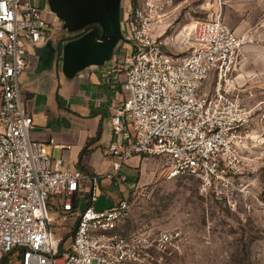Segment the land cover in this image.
I'll return each instance as SVG.
<instances>
[{"label":"built area","instance_id":"1","mask_svg":"<svg viewBox=\"0 0 264 264\" xmlns=\"http://www.w3.org/2000/svg\"><path fill=\"white\" fill-rule=\"evenodd\" d=\"M146 5L157 10L153 2ZM142 6L129 22L135 49L126 99L112 117V171L91 176L64 167L46 144L31 139L33 118L20 78L28 48L41 40L47 22L33 0H0V264H168L181 255L188 241L182 229L124 232L130 196L108 209L94 207L102 180L136 193L142 181L122 172L136 156L160 160L152 181L196 176L205 188L220 181L229 186L228 172L236 170L252 120L233 84L239 51L251 35L237 34L219 18L204 20L196 25L192 51L176 56ZM259 86L264 93V75ZM86 192L89 204L80 211L73 200ZM50 210L58 215L56 227L76 218L68 241L54 238Z\"/></svg>","mask_w":264,"mask_h":264},{"label":"rangeland","instance_id":"2","mask_svg":"<svg viewBox=\"0 0 264 264\" xmlns=\"http://www.w3.org/2000/svg\"><path fill=\"white\" fill-rule=\"evenodd\" d=\"M131 2L132 10L142 4L144 16H153L154 32L169 37L168 50L176 56L192 51L196 25L204 20L219 18L237 34L247 32L252 41L240 49L239 61L246 71L255 69L261 73L255 77L257 84L242 92L252 120L236 170L228 172L229 186L220 181L205 188L196 176L172 180L160 177L152 181L151 172L160 170V160L144 161L139 157L144 165L136 193L130 194L125 186L115 189L111 182L103 180L102 185L108 182L110 185L99 189L96 209H107L121 196H130L131 215L124 222V232L153 234L167 229L184 230L187 245L181 255L169 257L168 264H264V93L259 86L264 75V0ZM147 2H153L157 10L150 11ZM131 164L132 159L127 165ZM73 201L80 211L89 204L85 196ZM50 214L55 219L54 238L68 241L72 233L69 229L76 218L70 217L65 226L56 227L58 215L52 210Z\"/></svg>","mask_w":264,"mask_h":264},{"label":"crops","instance_id":"3","mask_svg":"<svg viewBox=\"0 0 264 264\" xmlns=\"http://www.w3.org/2000/svg\"><path fill=\"white\" fill-rule=\"evenodd\" d=\"M33 1L42 9L47 27L41 40L28 48L20 78L21 96L33 118L30 137L46 144L53 160L61 159L71 171L104 176L112 170V117L126 99V72L135 49L129 23L132 2L89 0L71 12L55 0ZM241 62L233 84L244 104L242 92L257 84L261 72L246 71ZM52 140L71 147H54ZM143 165L136 156L122 172L137 181Z\"/></svg>","mask_w":264,"mask_h":264},{"label":"water","instance_id":"4","mask_svg":"<svg viewBox=\"0 0 264 264\" xmlns=\"http://www.w3.org/2000/svg\"><path fill=\"white\" fill-rule=\"evenodd\" d=\"M55 2L71 12H76L80 6L85 5L89 0H55Z\"/></svg>","mask_w":264,"mask_h":264}]
</instances>
